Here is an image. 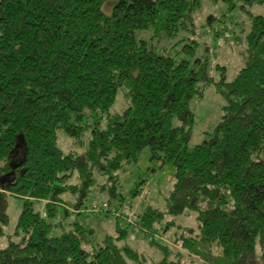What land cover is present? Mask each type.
I'll list each match as a JSON object with an SVG mask.
<instances>
[{
  "label": "trees",
  "instance_id": "trees-1",
  "mask_svg": "<svg viewBox=\"0 0 264 264\" xmlns=\"http://www.w3.org/2000/svg\"><path fill=\"white\" fill-rule=\"evenodd\" d=\"M203 1L0 0V237L8 200L21 201L20 238L0 248V264L141 263L119 246L126 229L118 225L116 237L100 242L76 223L53 232L70 216L61 207L66 197L79 211L94 190L108 195L91 212L116 199L118 173L144 150L151 163L173 168V186L165 212L135 217L139 229L147 235L167 216L195 213L198 234L180 238L182 249L197 241L217 247L221 264H256L264 244V14L249 11L264 0H217L224 13L249 19L230 82L189 38ZM174 39L167 50L155 45ZM204 86L222 98V115L190 146L191 104ZM119 94L126 107L110 114ZM60 133L81 153H63ZM149 244L162 254L156 264H181L179 255L169 259L168 246Z\"/></svg>",
  "mask_w": 264,
  "mask_h": 264
},
{
  "label": "rangeland",
  "instance_id": "rangeland-1",
  "mask_svg": "<svg viewBox=\"0 0 264 264\" xmlns=\"http://www.w3.org/2000/svg\"><path fill=\"white\" fill-rule=\"evenodd\" d=\"M225 8L217 0H204L201 10L194 15L195 35L193 38L189 35V38L199 45V52L207 49L210 68L217 64L226 69V80L230 82L241 67L245 49L244 37L249 26V19L245 14L236 10L224 13ZM105 10L107 11L108 7ZM249 12L252 16L263 15L264 5H255ZM177 39H180V36ZM175 40L171 42L159 40L155 42V45L167 50L169 43ZM209 76L216 79L212 73ZM125 105V97L119 94L110 114L121 112L126 107ZM223 106L224 102L214 91L213 86H204L201 96L195 98L191 104L193 126L190 146L205 140L207 133H210L217 125ZM57 144L65 154L69 151L80 154L82 151L80 148H73L70 140L62 133L59 134ZM172 175L173 168L170 165H163L160 168L159 163L149 161L147 150L142 151L136 163L125 166L118 173L120 181L118 195L116 199L109 200L106 208H101L96 212L87 210L91 203L98 202V198L104 197L105 201L108 200V195L100 193L99 189L94 190L85 198L84 206L79 211L74 210L71 204H67L66 201H69L70 197H66L65 205L59 206H65L70 216L63 221L62 225L65 230L57 228L53 235L59 236L63 231L68 232L72 229L71 224L76 223L88 231L92 230L91 238L95 242H100L105 236L116 237V225H118L119 229H126V235L119 246L127 247L138 254L141 261L139 264H156L163 258L157 247L149 244V239L168 246L169 259L176 261L179 255L178 259L181 264H221L220 250L214 245L196 241V245L189 252L182 249L180 243L177 242L180 238L195 239L198 234L195 213L187 212L176 217L167 216L154 227V231H148L147 235L145 231L139 229L136 216L142 215L147 210L162 213L166 211V199L173 186ZM139 182H143L139 197L129 200L130 192ZM20 210V200L12 198L8 200L9 221L4 227L3 236L0 237V248L6 247L8 241L17 242L19 240L20 236L15 233V230ZM168 222L172 225L167 226ZM85 249L89 251L90 247L85 246ZM262 251H264V244L256 246L254 257L256 264H261ZM128 264L132 263L128 261Z\"/></svg>",
  "mask_w": 264,
  "mask_h": 264
},
{
  "label": "built area",
  "instance_id": "built-area-1",
  "mask_svg": "<svg viewBox=\"0 0 264 264\" xmlns=\"http://www.w3.org/2000/svg\"><path fill=\"white\" fill-rule=\"evenodd\" d=\"M103 208H104V207H103ZM93 211H99V209H98V208L95 209V207H94Z\"/></svg>",
  "mask_w": 264,
  "mask_h": 264
}]
</instances>
